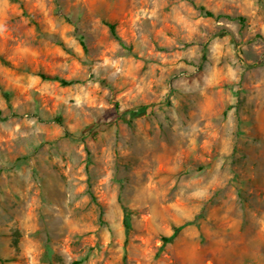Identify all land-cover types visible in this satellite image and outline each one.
I'll list each match as a JSON object with an SVG mask.
<instances>
[{
	"label": "rangeland",
	"instance_id": "374dc122",
	"mask_svg": "<svg viewBox=\"0 0 264 264\" xmlns=\"http://www.w3.org/2000/svg\"><path fill=\"white\" fill-rule=\"evenodd\" d=\"M0 56V264H264V0H0Z\"/></svg>",
	"mask_w": 264,
	"mask_h": 264
},
{
	"label": "trees",
	"instance_id": "16d2710c",
	"mask_svg": "<svg viewBox=\"0 0 264 264\" xmlns=\"http://www.w3.org/2000/svg\"><path fill=\"white\" fill-rule=\"evenodd\" d=\"M198 9L200 11H202L206 16H209V17H213V18H220V17H224V18H227V19H237L239 20L240 22H244V18L242 16H231V15H228V14H222V13H219V14H214L213 12L211 11H208V10H205L204 7L202 6H198ZM106 26L108 27L110 33L112 36H114L116 39L120 40L118 35L116 34L115 32V27L112 23H109V22H105ZM120 45L126 49V50H129V47H126L123 42L120 41ZM202 58H204V54L202 55ZM0 60H2L3 62L5 61L1 56H0ZM39 76L43 79H47V80H55L57 81L58 83L62 84V85H69V84H72V83H75L77 82L76 79H64L58 75H53V74H46V73H42L40 72L39 73ZM56 121H60V118L59 117H56L55 118ZM118 200H120V197H118ZM122 207V212H123V217H122V224H123V227H124V231H125V235H126V239L125 241L127 242V236L129 234V230H130V222H129V210L127 207H125L124 205H121ZM182 226H178V227H175L173 229V232L170 236V238H173L177 233L178 231L180 230ZM19 236H20V232L18 230H15L13 232V237H12V246L14 247L15 250H18V241H19ZM169 238V239H170ZM78 261H73L71 264H77Z\"/></svg>",
	"mask_w": 264,
	"mask_h": 264
}]
</instances>
